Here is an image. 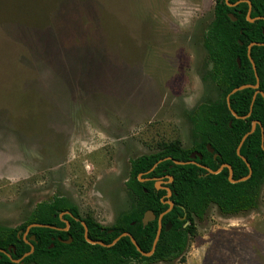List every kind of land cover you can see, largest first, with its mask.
Returning <instances> with one entry per match:
<instances>
[{"label":"rangeland","instance_id":"rangeland-1","mask_svg":"<svg viewBox=\"0 0 264 264\" xmlns=\"http://www.w3.org/2000/svg\"><path fill=\"white\" fill-rule=\"evenodd\" d=\"M215 3L0 0V225L55 195L111 225L133 201L132 158L193 145L188 112L219 99ZM194 220L184 257L150 264H264V185L256 208Z\"/></svg>","mask_w":264,"mask_h":264},{"label":"trees","instance_id":"trees-1","mask_svg":"<svg viewBox=\"0 0 264 264\" xmlns=\"http://www.w3.org/2000/svg\"><path fill=\"white\" fill-rule=\"evenodd\" d=\"M215 2L214 19L204 37L208 51L205 79L215 84L219 99L202 102L188 112L193 145L186 148L180 139H176L163 142L156 152L132 158L126 186L133 201L111 225L102 224L91 214L83 216L77 204L64 195L38 202L25 221L17 226L0 225V249L4 250H0V264H150L171 261L184 257L190 239L197 234L194 217L203 218L212 203L224 214H237L258 206L264 185V0ZM250 2L251 16H261L253 22L247 18ZM230 13L237 19L233 20ZM251 44L260 92L255 99L258 89L254 87L230 95L231 107L238 115L250 113L246 118H238L230 110L227 97L235 87L257 83L248 52ZM254 120L258 121L256 129L248 135L240 150L251 164L249 178L233 183L229 180L230 168L211 173L201 166L204 164L217 170L223 163H229L234 179L248 175L249 166L238 155L237 148L243 136L252 129ZM208 144L214 152L209 150ZM195 150L201 152L202 158L198 156L193 162L190 154ZM168 156L172 159H166ZM174 159L190 162L177 164ZM140 174L149 179L140 180ZM168 175L173 176L172 181ZM157 177H164L163 185L171 189V196L167 195L166 187H156ZM168 200L174 205L163 216L162 232L152 255L142 254L130 236L114 242L123 232L129 231L143 251H151L159 227L158 217L170 207ZM147 210H153L157 218L144 224ZM83 222L88 227L89 237L105 245L86 240ZM33 223L49 226H32L28 230ZM68 223L69 229L65 230ZM168 223L172 226L167 230ZM70 238L71 242H66ZM32 245L34 251L24 256ZM16 259L20 260L16 262Z\"/></svg>","mask_w":264,"mask_h":264},{"label":"water","instance_id":"water-1","mask_svg":"<svg viewBox=\"0 0 264 264\" xmlns=\"http://www.w3.org/2000/svg\"><path fill=\"white\" fill-rule=\"evenodd\" d=\"M250 7H251V3H250ZM230 17H231L233 20H236V19H237V17H236L233 13H230ZM247 18H248V20L251 21V22L255 21V19H256V18H254V17L251 16V8L249 9V13H248ZM241 43H242V41H241ZM253 44H256V43H253ZM253 44H251V45L249 46V51H248V52H249V56H250V58H251V60H252V63H253V67H254V70H255V74H256V76H257V83H256V84H244V85H240V86H238V87H235V88L231 91V93L228 95V97H227V103H228V106H229L230 110H231L232 113H233L236 117H238V118H246L247 116L250 115V113L247 114V115H244V116H242V115H238L237 112L234 111V110L232 109V107H231L230 95H231L232 93H235L236 91L241 90V89H244V88H246V87H254V88H257V89H258V88H259V85H260L259 75H258V73H257V67H256V65H255L254 60H253L252 57H251V46H252ZM238 63L241 64V61H240L239 58H238ZM258 92H260L259 89L256 91V93H255V95H254V99H255V96H256V94H257ZM262 93H263V92H262ZM263 94H264V93H263ZM257 123H258L257 120H254V121H253L252 129H251L249 132H247V133L243 136V138H242V140H241V142H240V144H239V146H238V148H237V153H238V155H240V156H241V157L247 162V164H248V166H249V169H250V170H249V174H248V175L243 176V177H241L240 179H234V178H233V169H232V167H231V165H230L229 163H223V164L221 165V167H220L219 169H217V170H213V169H211L210 167L205 166V165H202V166L205 167L206 169H208L211 173H219L224 167H228V168H230L229 180H230L231 182H233V183L238 182V181H243V180H246L247 178H249V177L251 176V174H252L251 164L248 162L247 158L244 157V156L241 154V151H240V150H241V146H242V144L244 143V141L246 140V138L248 137V135L251 134V133L256 129V125H257ZM230 125H231V122H230ZM263 140H264V136H263ZM208 148H209V150H210L211 152L214 151V148H213L210 144L208 145ZM197 156L202 157V154H201L200 152H198V151H194V152L191 154V159H195ZM216 156H217V154H215V157H216ZM167 158H168V159H172L171 156H168ZM191 161H193V160H191ZM174 162L177 163V164H185V163L190 162V161H181V160L174 159ZM193 162H195V161H193ZM157 163H158V162H157ZM157 163L152 167L151 170H153V169L155 168V166L157 165ZM169 178H170V181L173 180V176L169 175ZM140 180H144V179L140 177ZM161 182H162L161 180H157V181H156V187H157L158 189L162 187ZM166 188H167V190H168V194H167V195H168V196H171V194H172L171 189H170L169 187H166ZM167 202L170 204V207H169L166 211L162 212V213L160 214V216H159V228H158V231H157V234H156V237H155V240H154V244H153V247H152V250H151V251H149V252H145V251H143V250L141 249V247L139 246V244H138L136 238H135V237L132 235V233L129 232V231H125V232H123L120 236H118V237L115 239L114 242H116L117 240H119V239H120L121 237H123V236H130L132 242L137 246L138 250H139L142 254L147 255V256L152 255V254L154 253L155 249H156V245H157V243H158V240H159L160 235H161V232H162V227H163V225H162V218H163L164 214L167 213L169 210H171V208H172L173 205H174V203H173L171 200H168ZM155 218H156V214L154 213V211H153V210H147L146 213H145V215H144V218H143V223H144V224H147L148 222L154 220ZM83 224H84V226H85V237H86V240H87L88 242H90V243H94V244H95V243H101V244L105 245V243L102 242V241H95V240L91 239V238L89 237V235H88V227H87L86 223L83 222ZM32 226H49V225H48V224H43V223H33V224L29 225L27 229L29 230ZM170 227H171V223H169V224L167 225L166 229H169ZM66 229H68V228H66ZM24 238H25V240L28 241L26 235H24ZM32 238L34 239L35 236H32ZM70 241H71V239L66 240V242H70ZM114 242L111 243V244H109V246L112 245V244H114ZM34 249H35V247L32 245L31 250H30L29 252H27L24 256H27V255L31 254V253L34 251ZM0 250H1V251H4L3 249H0ZM19 260H20V259H16L15 261L17 262V261H19Z\"/></svg>","mask_w":264,"mask_h":264},{"label":"flooded vegetation","instance_id":"flooded-vegetation-1","mask_svg":"<svg viewBox=\"0 0 264 264\" xmlns=\"http://www.w3.org/2000/svg\"><path fill=\"white\" fill-rule=\"evenodd\" d=\"M250 3H251V2H250ZM230 4H231V6L234 5L233 3H230ZM250 8H251V11H252V5H251V7H249V9H250ZM248 13H249V10H248ZM247 16H248V15H247ZM255 18H256V19H257V18H261V16H260V17H255ZM256 19H255V20H256ZM263 95H264V94H263ZM192 136H193V135H192ZM193 140H194V138H193ZM208 145H209V144H208ZM195 151H196V150H195ZM193 152H194V151H193ZM193 152H192V153H193ZM198 152H199V151H198ZM213 152H214V151H213ZM192 153H191V154H192ZM200 153H201V152H200ZM191 154H190V159H191ZM215 154H217V153H215ZM215 154H214V157H215ZM197 157H198V156H197ZM197 157H196V158H197ZM216 157H217V156H216ZM216 157H215V158H216ZM196 158H195V159H196ZM199 158H202V157H199ZM166 159H167V157H166ZM195 159H193V161L196 162ZM202 165H204V164H201V166H202ZM205 166H207V165H205ZM202 167H203V166H202ZM203 168H205V167H203ZM141 176H142V175L140 174V177H141ZM168 176H169V175H168ZM141 178H142V177H141ZM143 179L146 180V179H149V178H143ZM144 180H142V181H144ZM157 180H161V181H162V182H161V185H162L161 188L166 187V186L163 185V184H164V183H163V182H164V177H157V178H156V181H157ZM159 189H160V188H159ZM165 211H166V210H165ZM159 216H160V215H159ZM156 218H157V216H156ZM156 218H155V219H156ZM162 219H163V218H162ZM158 222H159V217H158ZM168 224H169V223H168ZM168 224H167V225H168ZM162 225H163V224H162ZM171 226H172V224H171ZM166 227H167V226H166ZM66 228L69 229V223H68V226L65 227V230H67ZM158 228H159V227H158ZM170 228H171V227H170ZM170 228H169V229H170ZM167 230H168V229H167ZM70 239H71V238H70ZM71 240H72V239H71ZM70 242H71V241H70ZM178 258H179V257H178ZM175 259H176V258H175Z\"/></svg>","mask_w":264,"mask_h":264}]
</instances>
